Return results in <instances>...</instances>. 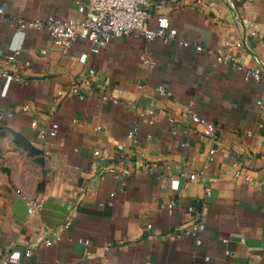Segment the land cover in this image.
<instances>
[{
    "label": "crops",
    "instance_id": "0c3cea01",
    "mask_svg": "<svg viewBox=\"0 0 264 264\" xmlns=\"http://www.w3.org/2000/svg\"><path fill=\"white\" fill-rule=\"evenodd\" d=\"M1 7L0 69L19 80L0 74V264H264V83L243 77L264 71V0H146L175 37L68 48L45 21L74 0Z\"/></svg>",
    "mask_w": 264,
    "mask_h": 264
},
{
    "label": "built area",
    "instance_id": "2783aa9c",
    "mask_svg": "<svg viewBox=\"0 0 264 264\" xmlns=\"http://www.w3.org/2000/svg\"><path fill=\"white\" fill-rule=\"evenodd\" d=\"M77 10V16H58L50 15L45 21L48 34L51 41L55 45L68 48L77 39H86L97 45L105 44L109 39L113 37H119L130 34L142 35L146 39L160 38L163 41H167L176 35V30L173 28L166 29L167 22L164 18L158 19L157 26L151 28L147 24L148 14L144 8L146 0H74ZM3 11V7L0 8V12ZM23 26V25H21ZM179 44L188 46V42L179 41ZM197 49L201 46L197 45ZM45 52V50H41ZM14 54L7 55L6 62L12 61ZM217 61L230 64L237 69H241V65L238 64L236 56L232 53L217 54ZM144 62L148 63L149 60L145 59ZM28 65V62H25ZM92 73V70H90ZM0 74L5 78V82H10L12 79L19 80V77L9 74L4 68L0 69ZM244 79L252 80L255 83H264V71L261 67L255 66L251 68H244ZM164 88L158 86L156 91L163 93ZM72 91H76V84L72 85ZM104 100H107V96H103ZM115 102L116 100L113 99ZM153 110L151 108L142 109L139 112L140 116H151ZM191 119L194 123L201 125L204 135H209L213 132L214 124L205 118L192 114ZM32 126H35V121L31 122ZM56 124H52L53 128H56ZM128 136H132V132L128 133ZM120 148V146H118ZM211 153L213 152L210 151ZM96 155L97 152H94ZM123 174L128 172V169L122 170ZM235 174L241 175V169L235 166ZM190 178H195V173L190 174ZM247 179L248 176H245ZM209 191L206 189L205 194L208 195ZM113 194V193H112ZM43 198L40 196L28 198L26 200L27 211L29 214H34L42 208ZM190 210L193 208L190 207ZM204 228L202 221H197L185 230V233L195 237L196 242L200 243L198 232ZM51 242L50 238L44 240L45 244ZM14 241H10V245H14ZM31 249L28 248L25 251V255L29 256ZM15 259L13 253L8 254L3 264Z\"/></svg>",
    "mask_w": 264,
    "mask_h": 264
}]
</instances>
